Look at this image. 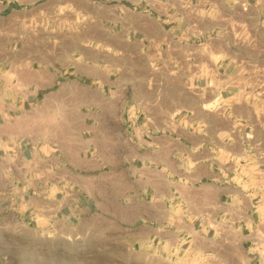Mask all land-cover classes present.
Masks as SVG:
<instances>
[{"label":"crops","instance_id":"0c3cea01","mask_svg":"<svg viewBox=\"0 0 264 264\" xmlns=\"http://www.w3.org/2000/svg\"><path fill=\"white\" fill-rule=\"evenodd\" d=\"M80 18L67 33L102 35L101 58L15 57L24 29L46 41ZM256 146L264 0H0V217L49 229L99 210L153 257L241 264L257 222L239 217L238 160Z\"/></svg>","mask_w":264,"mask_h":264},{"label":"rangeland","instance_id":"374dc122","mask_svg":"<svg viewBox=\"0 0 264 264\" xmlns=\"http://www.w3.org/2000/svg\"><path fill=\"white\" fill-rule=\"evenodd\" d=\"M75 21L77 24L65 20V32L47 35L46 41L40 40L38 30L24 29L21 35H17L20 39L15 57L46 58L49 62L59 61L64 65L81 62L89 53L101 58L103 36L67 33L66 30H71L67 28L87 25L85 19ZM111 37L119 40L118 36ZM52 119L58 123H70L71 115L57 114ZM224 120L231 121L230 113ZM246 136L249 134H244ZM254 149L255 156L251 155L249 164L248 157H239L238 160L240 173L236 182L243 192L250 193L247 195L249 210L239 212V217H250L257 222L256 247L241 260V264H264V146ZM143 186L145 194L136 199L151 203V183L145 180ZM136 199L130 196L125 202ZM120 226V220L105 219L99 210L84 212L72 221L57 220L49 229L40 228L35 222L27 224L15 215L3 216L0 217V264H238L226 251L220 252L219 257L181 252H175L171 257H153L146 247L129 244L132 236Z\"/></svg>","mask_w":264,"mask_h":264}]
</instances>
